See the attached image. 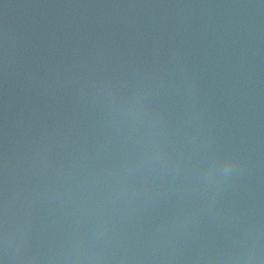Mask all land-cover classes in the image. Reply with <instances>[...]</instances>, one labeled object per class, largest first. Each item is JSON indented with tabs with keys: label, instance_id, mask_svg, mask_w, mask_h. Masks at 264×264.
Returning a JSON list of instances; mask_svg holds the SVG:
<instances>
[{
	"label": "water",
	"instance_id": "95a60500",
	"mask_svg": "<svg viewBox=\"0 0 264 264\" xmlns=\"http://www.w3.org/2000/svg\"><path fill=\"white\" fill-rule=\"evenodd\" d=\"M3 255L264 260V0H0Z\"/></svg>",
	"mask_w": 264,
	"mask_h": 264
},
{
	"label": "clouds",
	"instance_id": "9594fccd",
	"mask_svg": "<svg viewBox=\"0 0 264 264\" xmlns=\"http://www.w3.org/2000/svg\"><path fill=\"white\" fill-rule=\"evenodd\" d=\"M154 155L157 159H161L164 157V152L162 149H157ZM226 164H227V171L233 170L236 166L234 161L228 162ZM248 259L250 261L251 257H249ZM0 264H8V257L6 255L0 256ZM74 264H93V262L77 259L76 261H74ZM258 264H264V260L258 259Z\"/></svg>",
	"mask_w": 264,
	"mask_h": 264
}]
</instances>
